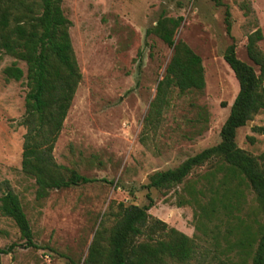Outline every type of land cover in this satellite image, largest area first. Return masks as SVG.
Returning <instances> with one entry per match:
<instances>
[{
    "label": "rangeland",
    "instance_id": "rangeland-1",
    "mask_svg": "<svg viewBox=\"0 0 264 264\" xmlns=\"http://www.w3.org/2000/svg\"><path fill=\"white\" fill-rule=\"evenodd\" d=\"M219 1L221 5L213 0H62L81 81L53 157L95 181L50 190L42 199L36 198L34 180L21 171L25 129L19 121L26 80H5L2 69L15 59L0 53V196L7 189L18 195L36 243L22 246L13 221L0 214V247L18 244L1 257V264H68L69 259L81 264L99 224L111 225L108 213L116 204H147L141 186L150 174L174 168L220 141V128L238 91L223 53L233 39L237 58L252 64L245 45L256 28L262 32L258 45L264 52V0ZM161 13L183 17L175 38L200 56L205 86L184 94L174 90L156 135L142 144L143 118L172 52L156 36L146 35ZM17 64L25 72L24 62ZM235 141L251 155L264 153V109L238 128ZM203 170H193L189 178ZM150 195L152 218L189 237L199 235L193 208L176 206L173 191L151 189Z\"/></svg>",
    "mask_w": 264,
    "mask_h": 264
},
{
    "label": "trees",
    "instance_id": "trees-1",
    "mask_svg": "<svg viewBox=\"0 0 264 264\" xmlns=\"http://www.w3.org/2000/svg\"><path fill=\"white\" fill-rule=\"evenodd\" d=\"M213 1L221 5L219 0ZM61 3L0 0V53L15 59L2 74L5 80H26L24 113L19 121L25 129L21 171L34 180L37 199L53 189L95 181L59 165L53 157L81 81L69 35L71 21ZM182 21V16L161 13L146 30L147 36H156L172 52L143 118L142 144L156 135L174 90L184 94L205 86L200 56L175 38ZM225 24L230 35L227 8ZM262 38L259 28L247 35L246 54L252 64L237 58L233 39L224 50V61L238 82V91L220 128V141L174 168L150 174L141 186L146 190L147 204H116L108 213L111 225L99 224L81 264H188L195 260L199 264H264V153L251 155L235 141L238 128L264 109V52L258 45ZM17 61L24 62L25 72ZM202 167V173L189 178L193 170ZM151 189L173 191L176 206L192 207L199 235L189 237L152 218L148 213L153 204ZM0 214L13 221L22 246L36 247L20 199L10 189L0 196ZM16 246L0 247V264L1 257ZM68 264L79 263L69 259Z\"/></svg>",
    "mask_w": 264,
    "mask_h": 264
}]
</instances>
